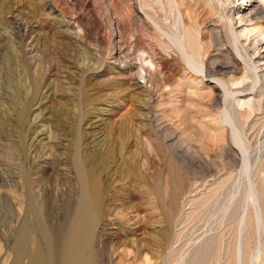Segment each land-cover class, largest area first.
<instances>
[{"label":"rangeland","instance_id":"1","mask_svg":"<svg viewBox=\"0 0 264 264\" xmlns=\"http://www.w3.org/2000/svg\"><path fill=\"white\" fill-rule=\"evenodd\" d=\"M134 4L0 0V264H264V216L238 236L253 187L264 214V68L219 125L213 79L182 98L150 76L168 55ZM204 35L208 64L243 65L226 29Z\"/></svg>","mask_w":264,"mask_h":264},{"label":"bare ground","instance_id":"2","mask_svg":"<svg viewBox=\"0 0 264 264\" xmlns=\"http://www.w3.org/2000/svg\"><path fill=\"white\" fill-rule=\"evenodd\" d=\"M262 3L264 4V0H240L237 5L234 0H135L134 5L144 14L145 20L143 18V21H145L144 23L148 31L155 36V40L160 45L162 51L168 55V58H166L156 50H154L155 54L148 55L145 60L148 73L151 77L160 78L165 86L173 81L178 82L175 92L182 98L186 96L187 90L196 89V86L193 84L194 82L197 81L198 84H201L205 78L213 79L216 82L215 87L209 83L208 86H206L213 95L214 107L218 108L222 106L220 99L224 98L228 100L224 102L225 104L223 103L224 107H222L223 109L220 116L213 120L219 125L232 124L231 120L234 118H232V112L235 108V103L236 106L240 107L248 104L241 98V95L248 90L246 89L247 85H244L245 80L249 78L248 70L258 73V70L260 71V69L262 70L264 68V57L258 56L256 60L252 58L249 59L247 57L248 52L243 44V42H249L255 46L258 39L261 38L260 42L264 41V10L261 7ZM139 19L142 20V18ZM210 22H213V24L209 26L208 23ZM216 23H220V25L215 26L214 24ZM218 29H226L227 31L229 43L232 46L233 52L230 50L226 51V53L229 57L234 55V53L238 58L241 57V62L243 61L244 66L234 58L230 64H208L213 58L210 56L208 49L210 46L206 43L204 34L206 31H213L214 33V30ZM224 45L223 42L220 46ZM262 48H264V46ZM180 58L183 61L180 72L177 70V75L170 76L169 72L171 67H173L172 65L176 62L178 63ZM262 72V75H264V71ZM240 74H243V76L239 77ZM260 80L261 74H257L256 81L251 86L249 85V90L255 89L256 84ZM125 85L124 83L120 86V90L117 92L118 94L125 91V89H123ZM218 85L221 86V89L218 88ZM65 113V109L60 112V114ZM233 125L235 126V124ZM233 142L235 145H240L239 147L241 148L242 154H245V156L242 157L244 164L243 169L248 172L249 165L251 167L248 145L246 146L247 143L242 140V137H237L235 134ZM253 192L254 194L251 195L252 200L247 205L250 210L246 213H242L239 218L238 228L240 230L238 236L246 230V224L249 218L254 222V227L261 225L260 223L263 222L264 214L260 204L258 188L253 187ZM239 240H241V238H239Z\"/></svg>","mask_w":264,"mask_h":264}]
</instances>
